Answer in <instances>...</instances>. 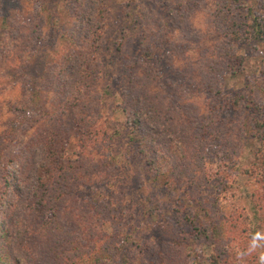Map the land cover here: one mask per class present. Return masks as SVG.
<instances>
[{"label": "rangeland", "instance_id": "rangeland-1", "mask_svg": "<svg viewBox=\"0 0 264 264\" xmlns=\"http://www.w3.org/2000/svg\"><path fill=\"white\" fill-rule=\"evenodd\" d=\"M6 172L29 198L11 213ZM55 183L63 238L104 237L115 264H264V0H0V227L21 264L47 223L26 202Z\"/></svg>", "mask_w": 264, "mask_h": 264}, {"label": "trees", "instance_id": "trees-1", "mask_svg": "<svg viewBox=\"0 0 264 264\" xmlns=\"http://www.w3.org/2000/svg\"><path fill=\"white\" fill-rule=\"evenodd\" d=\"M137 122L139 121L134 119L133 123H137ZM26 157L27 156H23L22 160H24ZM25 162L27 163V165L25 164ZM25 162H23V164L20 165L19 169L21 171V174H24L23 172H25L26 166L28 167V160L25 159ZM53 176L57 178L59 176V173L55 172L53 173ZM9 178L10 176L8 177V173L6 172L4 176V181H5L7 192H8L7 198L11 199V202H9L7 209H8V213H11V211L15 208V206H17L20 203V201L23 199L25 194L23 193L21 189L22 183L17 184L16 187L12 185L13 189L10 190L11 185L8 182ZM35 181L37 184L35 183L33 184L34 190L33 192H30V194L31 196L34 195L35 197L36 196L38 197L40 196V194H43V191L38 192L37 188L39 186L43 187L45 185L42 183V177H41L40 172H38V175ZM56 183L53 184V186H55ZM47 185L48 184H46L45 187H47ZM48 189L50 193L49 195L46 194L47 195V199L45 198L46 204H45L44 199L42 200V202L41 200L38 201L36 206L34 202L31 204H29V202H26L28 205H30L29 209H34L37 212L38 216L40 215L41 217L44 213V219L42 217L41 218L47 222L43 230L44 231L43 234L36 233V235L31 236L33 241L32 240L30 241V237H27L28 229L24 231V235L27 237V240L24 243L21 239V243H22L21 245L22 247H24L26 253H28L26 255L27 258L29 256L31 260L27 264H115L114 262L115 257L113 256V252L111 251L115 248L117 249L119 248L118 246H113V248H111V246H102V244L100 243L104 241L105 239L104 237H100L99 241L95 239L96 244L91 249H89L90 247L88 244H83L82 242H81V246H73V242L71 238H67V237L63 238V236L67 235V233L62 231L60 228L62 226L61 220L59 219V221H56L54 217L56 218V216H58L57 211L62 208L61 205H59V203L64 198V197L63 198L61 197H62V194L65 192L63 191L57 192L58 191L57 185L55 186V188L51 187V189L50 187H48L46 191H48ZM27 198L28 196L26 195L25 199ZM51 210H53L52 211L53 218H51L50 220H46L45 215L47 214V212ZM35 216H36V213H35ZM26 219L27 217L25 216L24 221H26ZM58 222H61V223H58ZM43 224H45V222ZM57 225H59L58 229H57ZM52 227H54V229ZM55 230L57 231L55 232ZM7 232L8 230L6 231L3 227H0V245L4 249L1 252H4V251L5 253L7 252L10 258H12V264H21L18 261L17 256H13V254H9V252L12 251L11 245H13V242L10 236L7 234ZM53 238H55V240H53ZM12 239H13V234H12ZM84 239H87V238H84ZM84 239L83 241H85ZM50 240H52L53 243ZM38 242H40L39 243L40 245H36ZM4 243H7L8 246H6ZM43 244H45V250L42 249ZM1 261H5V259ZM0 264H8V263L1 262Z\"/></svg>", "mask_w": 264, "mask_h": 264}]
</instances>
